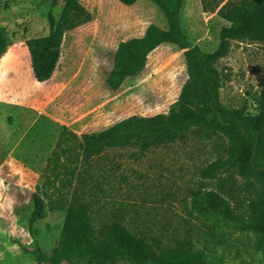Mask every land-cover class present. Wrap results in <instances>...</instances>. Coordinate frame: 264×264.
I'll return each instance as SVG.
<instances>
[{"label": "rangeland", "instance_id": "374dc122", "mask_svg": "<svg viewBox=\"0 0 264 264\" xmlns=\"http://www.w3.org/2000/svg\"><path fill=\"white\" fill-rule=\"evenodd\" d=\"M79 1L91 12L92 19L72 34L66 33L52 79L40 84L25 78L23 102L10 97L18 108L0 103L1 264H36L33 254L20 245L49 250L61 237L63 217L57 212H49L31 230L28 225L31 194L41 181L42 167L55 142L54 134L50 135L53 122L82 133L99 131L117 122L114 118L109 125L92 126L113 116L114 109L122 103L124 117L167 112L187 78L183 52L161 44L148 54L140 75L126 80L117 91L107 90L105 74L117 43L139 35L150 23L166 27V20L151 0H137L132 5L117 0ZM240 1L185 0L181 22L190 42L203 50H213L218 30L225 24L219 9ZM51 3L52 0H0V48L24 37L46 34L48 11L57 17L62 6V1L55 6ZM78 44L82 47L81 62L71 77L64 60L65 48ZM9 52L10 49L2 56V66ZM216 67L223 78L222 104L256 113V98L264 78V42L233 40ZM82 80H89L93 88L100 87L105 102L96 104L90 100L82 109L65 106L67 90ZM38 87L45 92L40 104L34 98ZM8 88L5 84V90ZM227 146L221 133L194 126L182 137L147 150H141L136 142L107 148L92 158L94 165L87 170L80 200L95 226L120 219L132 234H144L156 243L173 245L185 237L195 239L200 221L191 210L192 192L200 186L215 188L219 183L236 192V185L242 182L230 171L221 173L217 181L200 176L206 164L226 156ZM83 167L81 164L80 169ZM234 184L235 188L230 189ZM206 256L219 264H259L262 252L251 234L232 231Z\"/></svg>", "mask_w": 264, "mask_h": 264}, {"label": "trees", "instance_id": "16d2710c", "mask_svg": "<svg viewBox=\"0 0 264 264\" xmlns=\"http://www.w3.org/2000/svg\"><path fill=\"white\" fill-rule=\"evenodd\" d=\"M62 1L57 17L47 13V33L21 38L29 52L33 76L38 82L52 79L61 58L65 33L92 19L91 12L79 0ZM132 5L137 0H117ZM162 12L166 27L150 23L141 36L119 41L111 52V67L105 74L106 88L117 91L128 79L137 77L146 66L148 54L161 44L183 52L187 78L178 97L167 112L150 116H122L124 104L111 117L92 126L109 125L99 131L80 134L62 126L41 170V181L31 194L29 229L49 212L62 215L61 237L49 249L20 247L33 254L36 264H219L207 259L230 232L251 234L262 252L264 264V78L256 98V113L229 108L220 100L223 78L216 67L226 56L231 42H264V0L227 3L219 9L225 20L218 30V43L211 51L192 44L182 26L181 9L185 0H151ZM113 13L116 12L112 9ZM7 45V44H6ZM6 45L0 48V56ZM82 47L66 46L64 60L73 76L80 62ZM91 69V68H90ZM64 105L82 109L90 100L105 102L100 87L89 80L67 90ZM201 126L221 133L227 140L226 156L216 158L200 170L203 180L217 181L224 171L239 177L236 192L219 183L215 188L200 186L192 192L191 210L200 221L197 238L185 237L173 245L149 240L144 234H132L120 219L95 226L91 214L80 200L93 166L92 158L107 148L138 143L141 150L182 137L192 127ZM84 167L80 169V165ZM232 200L235 204H233ZM246 206V207H244ZM198 242L200 244H198ZM1 264V263H0Z\"/></svg>", "mask_w": 264, "mask_h": 264}, {"label": "crops", "instance_id": "0c3cea01", "mask_svg": "<svg viewBox=\"0 0 264 264\" xmlns=\"http://www.w3.org/2000/svg\"><path fill=\"white\" fill-rule=\"evenodd\" d=\"M76 28L77 27L67 31L66 33L72 34V31H74ZM143 33L144 31L140 33L139 35H133L127 38L141 36ZM122 40L124 39H121L120 41ZM9 49H10V52L2 66V56ZM25 78L30 81H32V78H33L34 81L37 83H40V84L44 83V82H38L35 80L33 73H32V69H31L29 52L27 50L24 40L20 39L18 41H12L11 43L7 44L5 51L0 56V103L2 105H5L11 108H18L16 104H13L10 97H16L18 102L19 101L23 102V99H25V90H27L26 83L24 82ZM5 84L8 85L9 87L8 90H5ZM34 91H35L34 92L35 101L37 102V104H40L42 102L43 96L45 95L44 88L38 87V88H35ZM6 93L8 94L7 98H5ZM62 126L67 127V124L58 125L56 122H53V128L51 129V132H50V135H52V133L54 134L53 141H56L58 133ZM75 132H78V131H75Z\"/></svg>", "mask_w": 264, "mask_h": 264}]
</instances>
